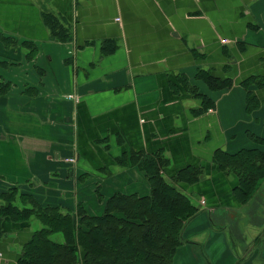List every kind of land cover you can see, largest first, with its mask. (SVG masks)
Segmentation results:
<instances>
[{"label":"crops","instance_id":"crops-1","mask_svg":"<svg viewBox=\"0 0 264 264\" xmlns=\"http://www.w3.org/2000/svg\"><path fill=\"white\" fill-rule=\"evenodd\" d=\"M0 61V264H39L40 208L149 195L156 155L199 208L173 264H264V180L218 161L264 157V0H0Z\"/></svg>","mask_w":264,"mask_h":264},{"label":"trees","instance_id":"trees-1","mask_svg":"<svg viewBox=\"0 0 264 264\" xmlns=\"http://www.w3.org/2000/svg\"><path fill=\"white\" fill-rule=\"evenodd\" d=\"M38 49L33 55H37ZM229 84V81L222 80L213 87L222 88ZM260 155L262 153L243 150L235 155L226 154V159L218 160L221 168L229 169L239 177L236 191L243 202L254 196L264 180V157ZM156 157V160L142 161L150 181L149 195L115 192L105 200L103 214H89L85 208L79 207L72 223L71 213L63 214L59 208H40L45 214L41 215L43 223L49 228L43 227L32 244L37 250L35 262L76 264L83 249L85 264H173L174 255L183 243V230L199 208L190 196L166 181L161 171L168 160L162 155ZM191 170H182L175 179L196 181L199 176H191V180L187 178L192 174ZM99 198L102 199L100 193ZM48 211L55 221L47 216ZM18 213L26 214L27 211ZM54 231L63 233V242L48 237Z\"/></svg>","mask_w":264,"mask_h":264},{"label":"built area","instance_id":"built-area-1","mask_svg":"<svg viewBox=\"0 0 264 264\" xmlns=\"http://www.w3.org/2000/svg\"><path fill=\"white\" fill-rule=\"evenodd\" d=\"M223 41L224 42H227V40L226 39H223ZM72 160H71V162H74L75 161V158H71ZM205 201L203 200V203H204ZM1 255V254H0Z\"/></svg>","mask_w":264,"mask_h":264}]
</instances>
